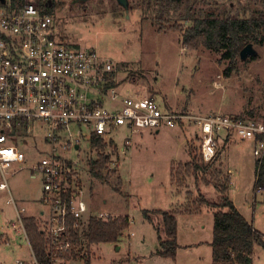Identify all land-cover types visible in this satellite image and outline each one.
<instances>
[{"label":"rangeland","instance_id":"374dc122","mask_svg":"<svg viewBox=\"0 0 264 264\" xmlns=\"http://www.w3.org/2000/svg\"><path fill=\"white\" fill-rule=\"evenodd\" d=\"M183 2L165 1L160 5L155 0H130L128 18L116 0H55L52 15L62 39L94 49L113 61L120 88L155 98L164 110L247 117L253 112L255 119L264 122V45H254L256 58L239 59L227 74L230 63L222 59L221 53L204 47L185 48L176 27L191 25V21H184L188 6L195 8L196 16L231 9L233 14L239 12L246 17L250 13L242 7H263L261 1ZM41 126V122L35 123L32 133L20 132L14 140L25 151L27 160L14 164L11 171H17L6 176L11 194L9 189L0 190V264H36L28 240L12 229L11 221H18L17 209H24L22 217L41 209L49 211L41 201L42 178L36 175L31 179V167L46 150V132ZM197 133L195 125L162 127L159 132L145 129L135 134L122 127L112 132L114 142L107 150L111 166L122 180L120 192L113 188L116 177L112 185H107L90 175L88 160L90 156L97 158V153H90L85 143L80 152L69 154L79 164L80 190L88 202L89 215L128 216L131 222L118 242L84 243L75 260L57 262L87 264L81 260L86 255L90 256V264H212L214 210L208 204L199 205V198L201 195L210 203L220 202L222 196L216 185L224 184L226 178L230 179V199L245 219L264 233V189L255 187L253 143L233 139L220 144L219 160L208 170L194 174L193 160L199 166L212 163L200 157ZM157 210H178L179 246L175 258L158 254L160 238L165 240L166 234L162 216L154 213ZM39 223L42 227L43 222ZM253 264H264V247L255 246Z\"/></svg>","mask_w":264,"mask_h":264},{"label":"built area","instance_id":"2783aa9c","mask_svg":"<svg viewBox=\"0 0 264 264\" xmlns=\"http://www.w3.org/2000/svg\"><path fill=\"white\" fill-rule=\"evenodd\" d=\"M114 72L112 60L62 39L52 14L33 3L14 9L10 0L0 1V171L4 180L0 188H7L5 179L14 164L27 160L14 140L20 132L32 133L34 124L41 122L46 150L31 169L42 178V199L50 210L42 230L53 240L55 261L59 258L54 250L66 251L71 246L60 240L67 235L68 218H74L78 227L91 217L83 191L71 185L80 180L79 164L68 155L80 152L83 143L91 150L94 135L110 142L112 132L122 127L135 134L195 125L205 162L216 158L224 139L251 141L259 167L264 160V122L228 114L164 110L152 97L112 86ZM20 225L29 243L21 218Z\"/></svg>","mask_w":264,"mask_h":264},{"label":"trees","instance_id":"16d2710c","mask_svg":"<svg viewBox=\"0 0 264 264\" xmlns=\"http://www.w3.org/2000/svg\"><path fill=\"white\" fill-rule=\"evenodd\" d=\"M160 5L163 2L172 4L184 3L185 0H155ZM264 7V0H260ZM187 2V0H186ZM33 3L30 0H10V5L14 9L21 8L27 4ZM42 11L52 14L55 7V0H38L33 3ZM251 8L243 6L242 9L249 11V15L241 17L239 12L232 13L231 9L221 11L212 10L207 16H196V10L192 6L187 7V14L184 21H191V25L186 28L176 26L181 31L182 42L187 49H198L204 47L209 50L221 53L222 59L229 61L227 74L235 67L240 58L241 50L248 45H264V8ZM163 19L159 17L158 20ZM157 25L158 22H155ZM163 27L160 26V29ZM250 57L249 59H255ZM112 86L118 84L114 80ZM248 117L245 114L236 115L237 118H254V113L249 112ZM183 126V124L181 125ZM113 140L107 142L104 138L94 135L91 141V152L97 153V158L90 156L88 167L90 175L101 183L112 185L113 178H117V185H114L116 191L120 192L122 180L118 175L117 169L111 166V154L107 149L113 144ZM228 144L227 141L223 145ZM220 154L209 165L199 166L198 162L193 160L194 174L199 171H206L213 163L219 160ZM256 188L264 189V160L260 167L256 162L255 167ZM79 182L71 185L80 188ZM216 187L220 190L221 201L210 203L200 195L199 205L208 204L214 210V228L212 239V264H253V254L256 245L264 247V233L257 230L241 214L234 202L229 197L230 179L226 178L225 183H217ZM43 195V190H42ZM71 195H67V201L71 200ZM43 202V199H42ZM198 208V207H197ZM177 211H154L155 214L162 216L165 227L166 239L160 238V249L158 254L162 257L175 258L177 243ZM186 211V210H185ZM188 212V211H186ZM24 225L29 239L30 247L37 264H66V260H75L78 252L83 249L84 243L88 246L101 243L118 242L125 230L130 227V218L109 216L107 218H98L96 216L88 217L83 223L80 222L78 227L75 226V220L69 217L67 220V235L61 236V241H69L70 248L66 251H57L56 257L64 259V262L58 263L53 256L55 245L51 237L45 235L38 221L34 217H25ZM79 248V251H77ZM77 251V252H76ZM87 264H90V256H81ZM114 264V263H113Z\"/></svg>","mask_w":264,"mask_h":264},{"label":"crops","instance_id":"0c3cea01","mask_svg":"<svg viewBox=\"0 0 264 264\" xmlns=\"http://www.w3.org/2000/svg\"><path fill=\"white\" fill-rule=\"evenodd\" d=\"M119 87V86H118ZM120 88V87H119ZM123 91H126L124 88H121ZM127 92H134V91H132V90H128ZM155 99V98H154ZM160 104V103H159ZM161 105V104H160ZM160 130H158L157 132H159ZM141 133V132H140ZM113 140V139H112ZM225 141H227L226 139H224V142ZM230 142H232V141H228V143H230ZM126 143H129V140L127 139V142ZM122 149H124L123 151L125 152V148H122ZM13 169V168H12ZM17 170L16 169H14V170H12L11 171V173H10V175L11 174H15V172H16ZM1 172V171H0ZM36 175L37 174H35V173H32L31 174V179H36ZM39 176V175H38ZM4 182V181H3ZM3 182H0V184L1 183H3ZM5 182H6V184H7V188L6 189H9V186H8V181H7V178L5 179ZM232 184H233V182H232ZM6 189H1L0 188V190H6ZM9 191H10V189H9ZM10 194H11V191H10ZM13 199L11 198V199H9L8 201L9 202H11ZM41 201H42V196H41ZM18 211H20V210H18L17 209V216H18V221H14V220H12L11 221V226L13 227L12 229H16L17 230V232L19 233H23L24 234V232L21 230V228H19L21 225H20V218L24 221V218L25 217H34L37 221H38V223L39 222H44V221H46V219L48 218V216H49V214H50V210L48 211V213H45V211H43L42 209L41 210H38V212L37 213H35L36 211H33V213L34 214H28V215H26V216H24V217H22L21 215H19L18 214ZM21 216V217H20ZM23 224H24V222H23ZM39 225H41V223H39ZM25 226V225H24ZM42 228V227H41ZM25 230H26V228H25ZM19 233V234H20ZM26 234H27V232H26ZM5 238V235L3 236H1V240H3L4 238ZM8 237V236H7ZM9 239V238H8ZM31 248V247H30ZM32 251V250H31Z\"/></svg>","mask_w":264,"mask_h":264},{"label":"water","instance_id":"95a60500","mask_svg":"<svg viewBox=\"0 0 264 264\" xmlns=\"http://www.w3.org/2000/svg\"><path fill=\"white\" fill-rule=\"evenodd\" d=\"M2 4H6L7 0H0ZM85 0H74L75 3H80L83 2ZM117 3L124 8L127 17L129 18L130 16V10H131V6H130V0H116ZM258 55V51L255 49L253 43H249L248 45H246L240 52V58L243 61H246L247 59H249L250 57L253 56H257Z\"/></svg>","mask_w":264,"mask_h":264}]
</instances>
